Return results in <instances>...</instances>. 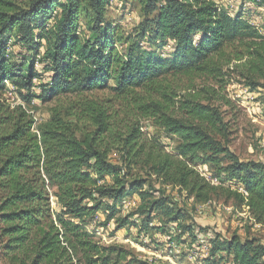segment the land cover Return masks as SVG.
<instances>
[{
  "label": "trees",
  "instance_id": "1",
  "mask_svg": "<svg viewBox=\"0 0 264 264\" xmlns=\"http://www.w3.org/2000/svg\"><path fill=\"white\" fill-rule=\"evenodd\" d=\"M107 2L33 0L22 8L14 0H0V92L9 84L28 104L34 99L48 103L66 94L106 89L113 80V91L124 94L167 74L204 72L211 56L227 43L243 40H252L249 75L264 82V42H257L258 31L244 17L218 11L213 1L145 0L140 26L170 51L145 50L136 43L122 54L115 48L119 41L114 29L103 24ZM36 62L41 65L38 71ZM189 104L192 101L182 107L187 120L164 114L157 105L145 113L180 140L175 153L167 154L160 147L145 150L139 129L133 128L120 139L119 166L108 161L109 150L103 147L111 134L107 112L88 109L84 116L94 131L79 139L75 128L60 117L37 124L21 108L0 107V244L6 262L148 264L122 249L101 246L88 230L101 210L107 213L101 220H115L122 229L128 219H115L120 202L137 198L140 205L145 203L149 193L140 181L123 182L133 166L147 168L164 184L188 191L197 202L207 201L210 192L222 191L264 227V164L241 162L221 147L203 128L220 124L219 115ZM223 160L229 161L224 168ZM196 162L226 174V181L237 184L243 193L206 183L189 164ZM154 210H164L170 222L181 226L179 214L168 207L158 205ZM155 229L168 233L163 227ZM181 230L185 234L186 229ZM209 244L208 257L201 264H217L219 258L229 259L228 264H264V246L254 239L232 236Z\"/></svg>",
  "mask_w": 264,
  "mask_h": 264
},
{
  "label": "rangeland",
  "instance_id": "2",
  "mask_svg": "<svg viewBox=\"0 0 264 264\" xmlns=\"http://www.w3.org/2000/svg\"><path fill=\"white\" fill-rule=\"evenodd\" d=\"M32 1L14 0L22 8L28 7ZM211 1L216 9L231 16L244 17L258 31L261 39L257 42H264V0ZM144 3L145 0L107 2L103 24L114 29L119 41L115 48L120 54L136 43L145 50L170 51V47L162 48L157 41L152 40V31L140 26L144 20ZM81 24L82 33L86 34L84 16ZM251 41L227 43L220 53L209 58L204 72L167 74L151 84L124 94L113 91L115 82L110 80L106 89L66 94L48 103L34 99L28 104L7 84L6 90L0 92V107L11 111L21 108L37 124L60 117L75 128L79 139H82V134L94 131L84 116L88 109L107 112L111 134L105 137L103 147L109 150L108 161L119 166L122 163L118 147L120 139L125 138L133 128L139 129L145 150L160 147L167 154L175 153L180 140L166 133L156 124V120L145 113L153 111L157 105L164 114L187 120L190 118L182 107L192 101L189 108L198 104L219 115L220 124L217 123L213 128L204 124L203 128L221 147L228 149L241 162L264 164V82L249 75L248 51L252 47ZM40 66L36 62L34 69L38 71ZM36 81L38 84L39 81ZM33 90L39 92L38 88ZM228 162L223 160L221 167H226ZM189 164L211 186L222 184L225 188H237L239 193H243L237 184L226 181V174H217L212 165L199 162ZM147 170L142 166H133L124 178L123 182L127 184L140 181L143 191L149 193V196L144 204L141 203L142 206L136 202L137 198L120 202L115 219H128L122 229L117 228L119 223L115 220L109 223L101 220L107 214L104 210L98 213V217L88 227L101 246L122 249L131 257L148 264H201L205 259L200 257L203 255L201 249L209 247V243L217 238L228 240L237 236L241 241L254 239L264 246V227L256 225L247 209L235 206L233 198H228L227 194L222 191L210 192L207 201L197 202L188 191L164 184ZM107 183L111 184L109 178ZM158 205L168 207L174 215L179 214L181 226L177 227L178 223L170 222L164 210L153 211ZM51 207L57 210L54 200H51ZM156 227L165 228L170 235L157 231ZM182 227L186 229L185 234H182ZM217 262L228 264L229 259L219 258ZM0 264H8L2 256L1 244Z\"/></svg>",
  "mask_w": 264,
  "mask_h": 264
},
{
  "label": "built area",
  "instance_id": "3",
  "mask_svg": "<svg viewBox=\"0 0 264 264\" xmlns=\"http://www.w3.org/2000/svg\"><path fill=\"white\" fill-rule=\"evenodd\" d=\"M217 10L219 11L220 9H217ZM200 252L203 253V255L200 256V257H202V258H206V257H208L209 247H204V249H201ZM201 260H202V259H201Z\"/></svg>",
  "mask_w": 264,
  "mask_h": 264
}]
</instances>
